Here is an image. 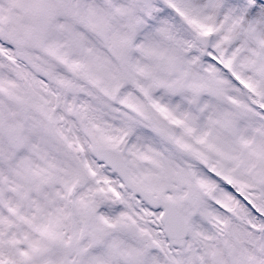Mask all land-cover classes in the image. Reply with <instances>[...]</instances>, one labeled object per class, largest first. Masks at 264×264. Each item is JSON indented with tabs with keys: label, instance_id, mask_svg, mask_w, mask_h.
<instances>
[{
	"label": "snow or ice",
	"instance_id": "1",
	"mask_svg": "<svg viewBox=\"0 0 264 264\" xmlns=\"http://www.w3.org/2000/svg\"><path fill=\"white\" fill-rule=\"evenodd\" d=\"M0 264H264V0H0Z\"/></svg>",
	"mask_w": 264,
	"mask_h": 264
}]
</instances>
